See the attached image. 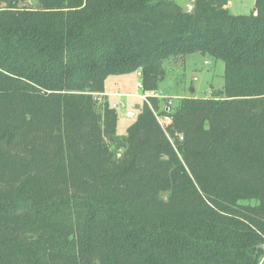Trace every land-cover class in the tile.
<instances>
[{"label": "trees", "instance_id": "1", "mask_svg": "<svg viewBox=\"0 0 264 264\" xmlns=\"http://www.w3.org/2000/svg\"><path fill=\"white\" fill-rule=\"evenodd\" d=\"M34 1L0 0V264H261L264 0ZM193 54L224 90L169 111L164 63ZM138 72L121 138L99 99Z\"/></svg>", "mask_w": 264, "mask_h": 264}, {"label": "rangeland", "instance_id": "2", "mask_svg": "<svg viewBox=\"0 0 264 264\" xmlns=\"http://www.w3.org/2000/svg\"><path fill=\"white\" fill-rule=\"evenodd\" d=\"M186 9L191 0H176ZM28 4L35 7L34 0H27ZM230 13L235 16L251 15L255 9L256 0H229ZM166 71L165 79L160 83L158 94L161 97L162 106L177 107L185 98L207 99L219 94L225 87V63L215 60L210 56L193 54L166 61L164 63ZM142 82L138 73L125 76L111 77L106 85V92H110L111 105L119 107L118 136L124 137L128 127L135 121V118H127V112H136V104H141L142 100L130 97L135 94H143L137 88V84ZM118 94H122L118 97ZM116 95V96H115Z\"/></svg>", "mask_w": 264, "mask_h": 264}, {"label": "built area", "instance_id": "3", "mask_svg": "<svg viewBox=\"0 0 264 264\" xmlns=\"http://www.w3.org/2000/svg\"><path fill=\"white\" fill-rule=\"evenodd\" d=\"M193 4H194V0H191V4L187 8L188 11H192ZM138 75H139L140 78H142L141 72H138ZM137 88L142 91V89H143L142 82H140V83L137 84ZM138 98H140L144 102H148L149 96L148 95H145V94H140V95H138ZM119 107H124V106L123 105H121V106L113 105V108H115V109H119ZM126 116H127V118H136V113L133 112V111L132 112H127L126 113ZM158 121L164 127V126H167V125H169L171 123V118L170 117H167V116H164V117H159L158 116Z\"/></svg>", "mask_w": 264, "mask_h": 264}, {"label": "crops", "instance_id": "4", "mask_svg": "<svg viewBox=\"0 0 264 264\" xmlns=\"http://www.w3.org/2000/svg\"><path fill=\"white\" fill-rule=\"evenodd\" d=\"M176 1V0H175ZM177 2V1H176ZM177 4H179L178 2H177ZM191 4V3H190ZM189 4V5H190ZM180 5V4H179ZM189 5H187L186 6V9L188 8V6ZM181 6V5H180ZM183 7V6H182ZM230 7H231V5H230V2H229V5H228V9H229V11H230ZM184 8V7H183ZM188 10V9H187ZM254 11V10H253ZM111 78V77H110ZM109 78V79H110ZM108 79V80H109ZM107 80V81H108ZM107 83V82H106ZM117 95V94H116ZM115 95V96H116ZM138 95L139 94H135V95H132V96H130V97H134V98H138ZM112 96V94L110 93V92H106V90H105V93L104 94H102V96L100 97V102H105V101H108L110 104H111V102H110V97ZM118 97H121L122 96V94H118L117 95ZM158 97L161 99V97L158 95ZM138 99H140V98H138ZM143 102V101H142ZM142 104V103H141ZM141 104H136V106H135V110H137L138 109V107L141 105ZM113 105H115V104H112V106ZM122 105H124V103L122 102ZM125 116H126V113L124 114ZM127 117V116H126Z\"/></svg>", "mask_w": 264, "mask_h": 264}, {"label": "water", "instance_id": "5", "mask_svg": "<svg viewBox=\"0 0 264 264\" xmlns=\"http://www.w3.org/2000/svg\"><path fill=\"white\" fill-rule=\"evenodd\" d=\"M169 111H171V109H172V107L171 106H169ZM261 264H264V260L262 261V263Z\"/></svg>", "mask_w": 264, "mask_h": 264}]
</instances>
